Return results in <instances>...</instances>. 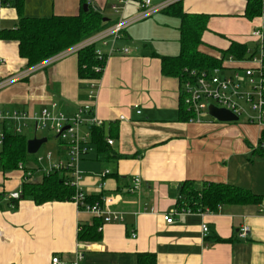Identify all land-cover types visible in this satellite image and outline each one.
I'll return each mask as SVG.
<instances>
[{"label": "crops", "instance_id": "1", "mask_svg": "<svg viewBox=\"0 0 264 264\" xmlns=\"http://www.w3.org/2000/svg\"><path fill=\"white\" fill-rule=\"evenodd\" d=\"M113 1L92 0V5L104 13ZM247 5L248 0H182L185 12L209 16L200 48L214 55L232 43L254 51L251 32L264 25V17L246 16ZM80 10L81 0H25L24 6L30 17L78 15ZM161 12L164 16L156 20L130 24L116 42L118 51L107 57L94 102L103 145L93 143L91 131V150L79 163L83 191L95 200L111 197V209L123 220L103 222L74 200L37 204L22 198L10 207L5 194L22 190L24 171H4L0 165V264H51L55 255L66 264H139V256L146 253L155 256V264H264V125L182 117L180 81L162 71L161 59L181 52L180 19ZM18 22L16 8L0 3V32L16 28ZM128 47V54L121 52ZM26 64L18 43L1 38L0 79ZM89 92L88 80L78 75L77 54H70L4 88L0 108L39 113L56 103L54 113L70 117L90 103ZM87 130L84 126L82 134ZM58 151L61 159V143ZM44 169H33V178L40 180ZM136 177L141 186L133 192ZM187 181L198 189L206 183H226L262 199L176 213ZM167 213H175L172 222L164 219ZM96 220L101 239L80 241V226ZM245 226L247 236L240 238Z\"/></svg>", "mask_w": 264, "mask_h": 264}, {"label": "built area", "instance_id": "2", "mask_svg": "<svg viewBox=\"0 0 264 264\" xmlns=\"http://www.w3.org/2000/svg\"><path fill=\"white\" fill-rule=\"evenodd\" d=\"M176 1L180 0H164L158 4H154L152 0H114L110 8L117 15L115 21L57 55L34 66L26 67L9 77L0 79V92L9 85L26 79L34 72L44 69L70 54H77L81 49L91 45L101 43L104 46H108V52H104L99 48L96 49L98 59H107L108 56L118 51L116 42L122 37L124 30L130 24L147 19L163 11ZM134 2L138 3L137 11L127 19L124 17L125 12ZM0 3L2 4L3 0H0ZM251 37L256 42L254 51L248 49V56L242 59L231 55L224 57L221 66L207 71L185 69L186 77L181 82V98L186 108L193 113V116L190 118L191 121H199L203 114L208 113V105L213 104L219 108L231 111L239 119L245 116L249 122L264 125V25L253 29ZM130 51L129 47L121 49V52L124 54H128ZM88 83L90 84L88 96L90 103L80 106L76 113L70 117L63 113H54L53 109L57 107L56 103H52L51 108H43L39 113H31L19 108H0V161L1 149L5 139V129L7 127H12L17 134H22L23 128L31 125L35 131L46 128L53 129L61 145L65 147L64 157H66H61L59 162L50 163L49 168L43 170L44 173L48 174L56 170L67 171L68 177L65 179V184L75 189L73 200L81 208L91 212L96 217L103 218V222L106 223L122 221V215L111 209L113 202L111 197L88 202L86 201L87 194L81 187L82 172L79 169V163L91 150V143L88 140L91 129L94 126L100 127L102 125V120L97 117L94 107V102L97 98V80H88ZM84 126H87L89 130L82 134ZM107 143L112 145L113 140L107 139ZM262 147L264 148V144H262ZM51 158L52 153H48L47 159L50 161ZM43 160V156L36 159L37 169L43 167L41 166ZM25 168V163L19 164V169L24 171V182L34 180L33 171ZM108 173V170L104 172V174ZM140 186V177L134 178L131 191L139 190ZM100 187L102 188L103 185H100ZM5 196L10 202V207H15L13 202L21 199L22 190L11 191L5 194ZM190 211L189 209L181 208L176 210V213ZM174 214L167 213L164 215V219L167 222H172ZM208 230V224H202L204 235H207ZM248 231L249 227L245 226L238 232V236L245 238ZM51 264L66 263L59 256L55 255L51 259Z\"/></svg>", "mask_w": 264, "mask_h": 264}, {"label": "trees", "instance_id": "3", "mask_svg": "<svg viewBox=\"0 0 264 264\" xmlns=\"http://www.w3.org/2000/svg\"><path fill=\"white\" fill-rule=\"evenodd\" d=\"M3 5L16 8L19 22L16 28L3 29L0 37L5 40L16 41L19 45V54L27 61V67L45 61L61 51L79 43L85 38L105 28L111 21L103 12L92 5V0H81V10L78 15H51L49 17H30L24 14L25 0H3ZM88 9L84 10V5ZM163 11L180 19L181 52L177 56H162V71L169 76H176L180 84L186 77L185 69L210 70L222 65L224 57L235 56L244 58L247 52L245 45L232 43L221 53L214 55L203 51L202 35L207 30L209 16L207 14L185 12L182 0L176 1ZM245 15L248 17H264V0H248ZM96 45L85 47L78 51V75L82 80H98L104 71L106 59H98ZM96 67L98 68L96 70ZM100 69V70H99ZM182 117L189 120L190 112L180 100ZM93 143L99 148L103 145L101 127L92 129ZM28 138L17 134L12 127L5 129L4 144L1 149L0 165L4 171L19 169L20 163L30 159L27 151ZM264 130L260 139V150L264 154ZM27 169V168H25ZM68 173L65 170H56L43 175L40 180L25 181L22 184V197L28 198L37 204L50 201L73 200L75 189L65 184ZM97 197L86 196V201L94 202ZM262 196L249 190L226 183H206L200 189L190 182H185L180 190L177 208L191 211L203 210L208 207L215 209L219 204H246L260 202ZM18 201L13 204L17 206ZM100 219V217H96ZM101 220V219H100ZM100 222L80 226L78 239L80 241H98L101 239ZM224 241V239H219ZM148 260L146 261V257ZM139 264H155L153 254L146 253L139 256Z\"/></svg>", "mask_w": 264, "mask_h": 264}, {"label": "rangeland", "instance_id": "4", "mask_svg": "<svg viewBox=\"0 0 264 264\" xmlns=\"http://www.w3.org/2000/svg\"><path fill=\"white\" fill-rule=\"evenodd\" d=\"M164 0H152V2L154 4H158L161 3ZM112 3V2H111ZM134 5V6H133ZM131 7H129V9L127 10L126 14H125V18H127L130 14H132L131 12H133V10H137L138 7V3L134 2ZM104 16L106 18H109L111 21H115L117 19V15L112 12L110 9H107L106 11H104ZM165 13L159 12L157 14H155L154 16L147 18L146 21H151V20H156L159 16H164ZM171 19L172 17L169 16ZM173 20H175L176 22H178L179 20H177L176 18H172ZM135 23H140V22H135ZM124 33V32H123ZM109 42H111V40H109ZM99 49H103V50H109V47H104L101 43L97 44ZM203 118L204 119H212L213 117H211L209 114H203ZM246 121V117L242 116L239 121H236L238 123H243ZM23 135H25L28 140L31 139L32 137H46L48 140L47 142H45L39 149V151L36 154H31L30 158H33L31 160H26L25 162V167L29 170H33L35 168H37V163L35 162L34 157L37 159L38 157L43 156L44 160L42 161V166H44V168H49L50 163H56L59 162V156H58V150H59V139L57 138V134L55 133V131L53 129L50 128H46V129H40L37 132H35L33 126H27L25 128H23ZM48 153H52L53 157L51 158V160L49 161L47 159V154ZM61 156V155H60Z\"/></svg>", "mask_w": 264, "mask_h": 264}, {"label": "water", "instance_id": "5", "mask_svg": "<svg viewBox=\"0 0 264 264\" xmlns=\"http://www.w3.org/2000/svg\"><path fill=\"white\" fill-rule=\"evenodd\" d=\"M88 9V5H84V10L86 11ZM109 18H104V21H108ZM208 114L213 117L215 120L219 122H236L239 121V117L236 116L231 111L219 108L217 106H214L213 104L208 105ZM46 137H34L28 140L27 142V151L29 154H36L40 147L47 142Z\"/></svg>", "mask_w": 264, "mask_h": 264}]
</instances>
